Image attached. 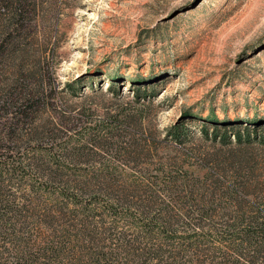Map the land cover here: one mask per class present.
<instances>
[{"label": "rangeland", "instance_id": "rangeland-1", "mask_svg": "<svg viewBox=\"0 0 264 264\" xmlns=\"http://www.w3.org/2000/svg\"><path fill=\"white\" fill-rule=\"evenodd\" d=\"M38 1L0 51L4 84L25 71L40 128L0 144V162L26 170L4 177L14 198L60 203L56 211L76 209L82 219L94 203L92 221L112 248L124 234L148 232L162 199L177 211L189 190L207 193L221 176L264 208V0ZM17 110H1L0 125ZM213 115L242 134L250 129L254 142L214 141ZM175 126L182 141L171 135ZM81 145L84 155L71 153ZM171 223L174 234L156 225L149 236L176 249L194 228ZM260 248L241 263L264 264Z\"/></svg>", "mask_w": 264, "mask_h": 264}, {"label": "trees", "instance_id": "trees-1", "mask_svg": "<svg viewBox=\"0 0 264 264\" xmlns=\"http://www.w3.org/2000/svg\"><path fill=\"white\" fill-rule=\"evenodd\" d=\"M38 2L0 0V40L3 38L0 41V51H5L11 38L15 36L14 33H20L28 9L32 7L37 12ZM17 73L19 76L15 78V84H4L8 78L4 79L5 74L0 75V112L9 107L18 108L12 121L0 125V144L2 140L13 142L23 135L36 136L40 133L33 110L37 106L34 102L35 94H32L31 89L26 90L23 78L25 71ZM28 76L33 79V72ZM72 84V92L75 93L79 83ZM207 121L213 125L214 141L220 140L225 145H230L234 136L238 145H251L254 142L250 129L246 131V135L242 134L234 127L228 128L230 123L217 122L214 115ZM203 132L208 136V129ZM182 134V126L171 129V135L177 141H182ZM259 141L264 142V137ZM87 148V145H81L71 153H79L81 156ZM34 159L40 157L32 158ZM9 161L10 159L0 162V264H195L194 260H199L200 257L205 258L199 264H243L242 261H249L244 257V252L256 254L257 247L264 248V208L260 209L254 200L248 198L247 193L242 195L240 185H232L222 176L207 193L198 192L199 195L195 196L189 190L190 197L186 196L187 201L177 211L171 210L172 204L162 199V209L153 216L156 224H152L153 227L148 224V232L144 231V235L138 238H128L124 234V239L118 237L120 244H115L116 248H112L102 237L103 232H99L101 228L92 221L95 208L92 210L91 205L94 203H89L90 210V206H85L84 212L87 214L82 219L76 209L75 212L56 211L65 209L64 206L56 207L60 203L53 206L31 201L26 204L23 202L27 200L20 203L14 198L11 189L4 184V177L10 174L20 176L26 170L15 162L10 164L13 167H9ZM31 165L28 163V167L34 171ZM46 173L44 178L49 177ZM174 190L175 188L170 192L171 197ZM237 194H240V198L242 196L249 208L238 201ZM153 195L158 199L162 197L159 192H154ZM65 200L76 206L82 203L75 197H67ZM164 207L168 209L165 210ZM145 214L149 216V212ZM184 220L189 222L186 226L193 225L194 230L192 229L191 236L178 244L179 248L167 249L155 237L149 236L154 234L156 225L157 230H162L163 233L166 230L167 235H172L175 232L171 230L174 229L168 225H172L171 222L183 223ZM102 230L111 232L112 228L103 227ZM109 246L111 250H108ZM213 254L217 257H213Z\"/></svg>", "mask_w": 264, "mask_h": 264}]
</instances>
